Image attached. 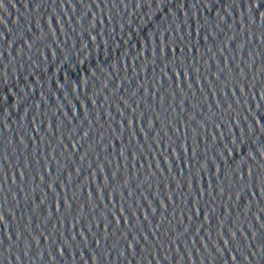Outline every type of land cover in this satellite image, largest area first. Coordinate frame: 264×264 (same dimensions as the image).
Here are the masks:
<instances>
[{
	"label": "water",
	"instance_id": "1",
	"mask_svg": "<svg viewBox=\"0 0 264 264\" xmlns=\"http://www.w3.org/2000/svg\"><path fill=\"white\" fill-rule=\"evenodd\" d=\"M44 0H0V98Z\"/></svg>",
	"mask_w": 264,
	"mask_h": 264
}]
</instances>
